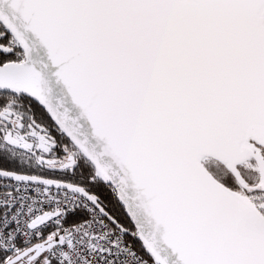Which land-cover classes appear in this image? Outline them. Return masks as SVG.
I'll return each mask as SVG.
<instances>
[{"label": "snow or ice", "instance_id": "snow-or-ice-1", "mask_svg": "<svg viewBox=\"0 0 264 264\" xmlns=\"http://www.w3.org/2000/svg\"><path fill=\"white\" fill-rule=\"evenodd\" d=\"M0 264H264V0H0Z\"/></svg>", "mask_w": 264, "mask_h": 264}]
</instances>
